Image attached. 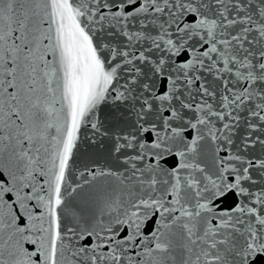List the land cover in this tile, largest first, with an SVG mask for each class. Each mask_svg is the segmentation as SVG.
<instances>
[{"label": "snow or ice", "instance_id": "snow-or-ice-1", "mask_svg": "<svg viewBox=\"0 0 264 264\" xmlns=\"http://www.w3.org/2000/svg\"><path fill=\"white\" fill-rule=\"evenodd\" d=\"M0 264H264V0H0Z\"/></svg>", "mask_w": 264, "mask_h": 264}]
</instances>
